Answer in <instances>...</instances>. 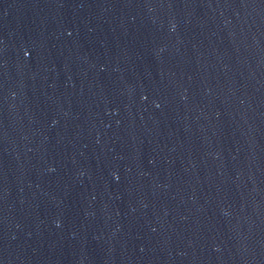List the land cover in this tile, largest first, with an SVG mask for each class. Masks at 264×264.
Here are the masks:
<instances>
[{"label":"water","instance_id":"obj_1","mask_svg":"<svg viewBox=\"0 0 264 264\" xmlns=\"http://www.w3.org/2000/svg\"><path fill=\"white\" fill-rule=\"evenodd\" d=\"M0 264H264V0H0Z\"/></svg>","mask_w":264,"mask_h":264}]
</instances>
